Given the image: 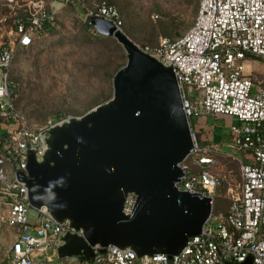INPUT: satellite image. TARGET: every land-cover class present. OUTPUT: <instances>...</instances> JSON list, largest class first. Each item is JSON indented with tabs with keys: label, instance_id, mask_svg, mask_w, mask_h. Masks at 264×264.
Returning a JSON list of instances; mask_svg holds the SVG:
<instances>
[{
	"label": "built area",
	"instance_id": "2783aa9c",
	"mask_svg": "<svg viewBox=\"0 0 264 264\" xmlns=\"http://www.w3.org/2000/svg\"><path fill=\"white\" fill-rule=\"evenodd\" d=\"M61 1L81 4L89 17H104L125 31L120 9L109 0ZM25 4L24 16L13 21L7 38L0 41V119L13 125L0 153V217L16 230L9 248L0 255V264H51L62 244L61 234L69 226L58 222L46 205L32 217L29 186L17 173L26 170L28 149L41 157L46 129L70 115L33 125L16 102L11 77L16 54L49 35L57 18V10L43 0ZM140 46L173 66L198 149L180 162L183 174L175 186L214 198L221 177L204 165L213 158L201 153L212 147L199 145L192 119L224 113L238 122L231 124V141L216 150L239 159L241 191L234 194L225 214L216 213L213 206L201 232L190 236L178 253L140 256L134 249L110 244L92 264H232L250 254L253 264H264V74L256 78L254 67L247 68L253 56L264 61V0H200L197 16L184 34L162 35L156 45ZM135 201L136 193L129 192L126 213L133 210ZM70 229L83 234V230Z\"/></svg>",
	"mask_w": 264,
	"mask_h": 264
},
{
	"label": "water",
	"instance_id": "95a60500",
	"mask_svg": "<svg viewBox=\"0 0 264 264\" xmlns=\"http://www.w3.org/2000/svg\"><path fill=\"white\" fill-rule=\"evenodd\" d=\"M88 20L124 45L127 61L114 74L108 100L47 128L40 158L27 150L26 170L17 175L29 186L30 212L46 205L69 226L59 253L90 264L110 244L140 256L173 255L201 232L214 206L212 196L175 186L180 162L198 151L177 76L111 20ZM131 191L136 201L126 213ZM231 263L253 264V256Z\"/></svg>",
	"mask_w": 264,
	"mask_h": 264
},
{
	"label": "rangeland",
	"instance_id": "374dc122",
	"mask_svg": "<svg viewBox=\"0 0 264 264\" xmlns=\"http://www.w3.org/2000/svg\"><path fill=\"white\" fill-rule=\"evenodd\" d=\"M28 1L0 0V41L7 38L13 21L24 16ZM43 1L49 8L57 10L56 24L49 35L31 46L20 48L11 69L14 97L33 125L68 115L80 116L108 100L114 91V74L127 61L124 45L113 35L99 33L89 23L86 7L76 3L63 4L61 0ZM109 1L120 9L126 33L145 45H156L162 35L175 38L179 36L177 29L181 34L187 31L194 22L200 2ZM5 15L6 20L2 19ZM248 62L253 65L256 78H261L263 59L253 56ZM222 115L225 114H217ZM221 144L214 142L212 149L203 150L201 155L213 158V161L205 160L204 165L221 177L214 196V211L225 214L234 194L241 191V163L233 153L216 150ZM193 161L191 158L190 162ZM192 164L194 168L198 167ZM30 214L34 216L33 212ZM15 237V228L0 217L1 256ZM53 257L51 264L83 263L78 256L61 255L59 250Z\"/></svg>",
	"mask_w": 264,
	"mask_h": 264
},
{
	"label": "crops",
	"instance_id": "0c3cea01",
	"mask_svg": "<svg viewBox=\"0 0 264 264\" xmlns=\"http://www.w3.org/2000/svg\"><path fill=\"white\" fill-rule=\"evenodd\" d=\"M253 65L247 62V68L251 69ZM220 113H208L196 118L197 126H202L208 131H212L215 141H220L222 144H227L231 141V124L237 123L238 119L230 115L217 116ZM224 114V113H223ZM223 118V119H221ZM231 122V124H230ZM13 127L12 124H8L0 119V134L9 132ZM5 147V141L0 136V153L3 152Z\"/></svg>",
	"mask_w": 264,
	"mask_h": 264
},
{
	"label": "trees",
	"instance_id": "16d2710c",
	"mask_svg": "<svg viewBox=\"0 0 264 264\" xmlns=\"http://www.w3.org/2000/svg\"><path fill=\"white\" fill-rule=\"evenodd\" d=\"M198 9H199V7H198ZM182 34H184V33H182ZM182 34H181V30L177 29V35L181 36ZM179 36H177V37H179ZM192 125L196 129V136H197V140H198L199 145L202 147L213 146L212 144H214V142H216L214 139L213 133L211 131H208L206 128H204L202 126H197L195 120H192ZM8 136H9V132H4V133H2L1 138H2V140H6L8 138ZM79 264H83V263H79Z\"/></svg>",
	"mask_w": 264,
	"mask_h": 264
},
{
	"label": "flooded vegetation",
	"instance_id": "af4514ba",
	"mask_svg": "<svg viewBox=\"0 0 264 264\" xmlns=\"http://www.w3.org/2000/svg\"><path fill=\"white\" fill-rule=\"evenodd\" d=\"M80 259V258H79ZM82 262H84V261H82Z\"/></svg>",
	"mask_w": 264,
	"mask_h": 264
}]
</instances>
